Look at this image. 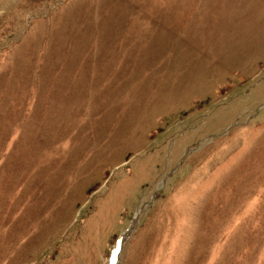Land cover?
<instances>
[{
    "label": "rangeland",
    "instance_id": "1",
    "mask_svg": "<svg viewBox=\"0 0 264 264\" xmlns=\"http://www.w3.org/2000/svg\"><path fill=\"white\" fill-rule=\"evenodd\" d=\"M0 264H264V0H0Z\"/></svg>",
    "mask_w": 264,
    "mask_h": 264
}]
</instances>
